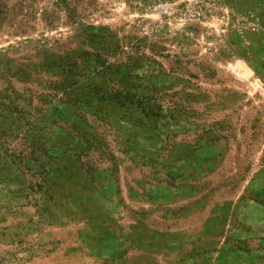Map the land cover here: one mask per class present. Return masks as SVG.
Instances as JSON below:
<instances>
[{"label":"rangeland","instance_id":"obj_1","mask_svg":"<svg viewBox=\"0 0 264 264\" xmlns=\"http://www.w3.org/2000/svg\"><path fill=\"white\" fill-rule=\"evenodd\" d=\"M0 0V264H264V0Z\"/></svg>","mask_w":264,"mask_h":264},{"label":"built area","instance_id":"obj_2","mask_svg":"<svg viewBox=\"0 0 264 264\" xmlns=\"http://www.w3.org/2000/svg\"><path fill=\"white\" fill-rule=\"evenodd\" d=\"M152 17L174 23H206L217 21L223 12L221 0H154L148 6Z\"/></svg>","mask_w":264,"mask_h":264}]
</instances>
